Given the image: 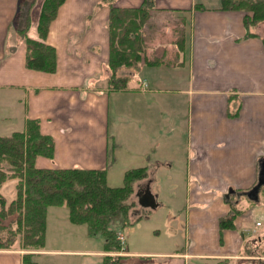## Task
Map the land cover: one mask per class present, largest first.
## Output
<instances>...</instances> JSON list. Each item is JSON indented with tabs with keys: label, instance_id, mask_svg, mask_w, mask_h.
Wrapping results in <instances>:
<instances>
[{
	"label": "crops",
	"instance_id": "0c3cea01",
	"mask_svg": "<svg viewBox=\"0 0 264 264\" xmlns=\"http://www.w3.org/2000/svg\"><path fill=\"white\" fill-rule=\"evenodd\" d=\"M20 1L0 0V136L39 120L55 141L54 158L39 156V167L107 168L111 187L127 170L147 167L131 196L137 217L161 206L153 190L161 170L183 163L185 227L171 220L168 232L186 239L144 248L127 242L119 253L126 264L145 257L152 264H264V185L257 200L247 195L264 177V21L247 27L246 11L225 9L223 0H152V11L178 16L184 30L171 32L174 40L159 32L160 41L146 49L149 62L143 55L138 66L121 68L126 87L111 90V6L138 8L145 0H66L46 39L57 51L54 73L26 67V42L16 30ZM42 3L31 11L34 38ZM150 195L156 207L142 203ZM234 207L233 226L221 227ZM52 227L57 236H90L87 224L71 222L65 205L48 208L46 242ZM86 240L69 248L45 244L34 258L107 256ZM22 259L20 250L0 249V264Z\"/></svg>",
	"mask_w": 264,
	"mask_h": 264
},
{
	"label": "trees",
	"instance_id": "16d2710c",
	"mask_svg": "<svg viewBox=\"0 0 264 264\" xmlns=\"http://www.w3.org/2000/svg\"><path fill=\"white\" fill-rule=\"evenodd\" d=\"M65 1L43 0L37 24L39 38L29 36L31 11L36 0L20 1L16 30L26 42L27 68L49 73L57 70L56 48L46 39L51 23ZM223 8L246 11L247 27L264 21V0H223ZM152 9V0H145L138 8L111 6L108 24L111 90L126 87L128 77L119 74L121 68L138 66L143 55L146 63L149 62L145 54L150 36L145 29ZM54 154L55 141L52 136L41 132L39 120L28 119L24 131L0 136V189L8 178L18 179L16 197L12 201L8 202L0 190V217L16 214L17 227L11 229L12 235L22 236L26 250L44 249L48 208L65 205L69 208L71 222L87 224L92 236L101 234L105 238L107 253L119 252L122 249L119 229L130 222L131 210L135 206L131 201L135 183L148 176V168L127 170L124 184L111 187L107 182V168H47L37 165L39 156L53 159ZM238 212L234 207L232 213L221 220V227L233 226ZM10 245L0 242V249H8ZM34 256V252H25L22 264H38Z\"/></svg>",
	"mask_w": 264,
	"mask_h": 264
},
{
	"label": "rangeland",
	"instance_id": "374dc122",
	"mask_svg": "<svg viewBox=\"0 0 264 264\" xmlns=\"http://www.w3.org/2000/svg\"><path fill=\"white\" fill-rule=\"evenodd\" d=\"M34 7V6H33ZM35 8V7H34ZM33 8V9H34ZM37 8V7H36ZM184 30V26L178 16H168L166 14L157 13V11H151V16L149 23L145 29L147 35L150 36V40L147 43V46H152L153 43L160 41L158 33H164L165 37L163 39L174 40L176 36H172L171 32L176 34ZM159 45V44H158ZM175 170H161L157 175L155 182L153 183V190L159 197L161 206L156 210H142L139 217L130 214V222L126 227H120L119 231L125 235L126 243L132 241L139 248L155 246L153 243H159L161 246L163 242H168V239L171 238L175 241V244L181 243L186 236L182 233L177 232V236L172 238L168 232V228H171L170 231H173V224L180 222V226L184 229L185 220L184 215L187 212L188 204L185 203V198L187 194V173L182 162L180 166L176 165ZM18 182L17 178H8L1 187V192L5 195L8 202L12 201L16 197V184ZM110 184L113 186H122L124 184V178H121L118 181L110 180ZM1 210V206H0ZM16 218L17 215H10L7 218L0 217V242L4 244H11L10 247L6 250H20L23 252H34L35 255L38 251L43 249L34 248L32 250H26L23 248V239L21 235H12L11 229H16ZM173 220L172 222H170ZM56 228L52 227L48 234L46 247L47 248H69L74 247L76 239L83 242V239H87L86 247L91 251L102 252L105 248V238L101 234L95 236H87L85 233L83 236L73 235L71 236H57L55 232ZM78 236V238H76ZM89 238V239H88ZM74 243L73 245H68ZM125 246H122V249L119 252H111L108 255L111 257L106 258L102 254L90 253L84 258L78 256H72L62 253H50L47 256L40 257L38 259V264H109L115 261L117 264H126L122 261L125 256H122L121 252H124ZM181 247H176L179 249ZM35 257V256H34ZM139 263L134 264H152L147 257L143 258ZM195 264H202L201 260H193ZM132 264V263H128Z\"/></svg>",
	"mask_w": 264,
	"mask_h": 264
},
{
	"label": "water",
	"instance_id": "95a60500",
	"mask_svg": "<svg viewBox=\"0 0 264 264\" xmlns=\"http://www.w3.org/2000/svg\"><path fill=\"white\" fill-rule=\"evenodd\" d=\"M262 175H264V162H263V171H262ZM264 185V177L261 176L259 179V182L254 186V188L252 190H250V192H248V196H254V199L257 200L258 199V192L260 190V188ZM142 203L144 205H148L150 207H156L157 204L154 200V198H152V196L150 195L148 198H146L144 201H142Z\"/></svg>",
	"mask_w": 264,
	"mask_h": 264
},
{
	"label": "built area",
	"instance_id": "2783aa9c",
	"mask_svg": "<svg viewBox=\"0 0 264 264\" xmlns=\"http://www.w3.org/2000/svg\"><path fill=\"white\" fill-rule=\"evenodd\" d=\"M118 238H119L121 244L124 246V244H125V237H124V235L123 234H119Z\"/></svg>",
	"mask_w": 264,
	"mask_h": 264
}]
</instances>
